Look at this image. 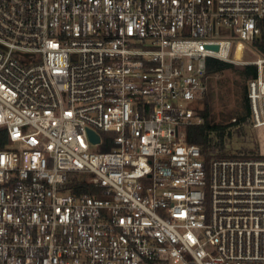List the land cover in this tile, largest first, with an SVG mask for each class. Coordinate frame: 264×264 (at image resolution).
<instances>
[{"label":"built area","instance_id":"2783aa9c","mask_svg":"<svg viewBox=\"0 0 264 264\" xmlns=\"http://www.w3.org/2000/svg\"><path fill=\"white\" fill-rule=\"evenodd\" d=\"M261 18L264 0H0V264H264ZM239 47L258 148L206 166L187 126L208 58Z\"/></svg>","mask_w":264,"mask_h":264},{"label":"trees","instance_id":"16d2710c","mask_svg":"<svg viewBox=\"0 0 264 264\" xmlns=\"http://www.w3.org/2000/svg\"><path fill=\"white\" fill-rule=\"evenodd\" d=\"M258 24L262 27L263 33L260 37L255 38L253 41V46L259 50L264 51V18L258 20ZM228 70H239L242 76L245 78L246 86H244L242 100H243V112L238 113L235 120L229 122L228 124L218 123L215 120V115L210 110L211 98L206 97L201 104L200 113L203 115V121L200 123L190 124L187 126V139L189 143H194L200 146L202 158L209 165L210 161L214 157L222 156H251L256 154V149L254 146L237 148H228L229 141L231 140L233 133L232 129L235 126L242 127L248 124L251 119V109L248 99V80L251 77L256 76L257 68L255 65L247 64L242 68H238L233 62H227L220 60L218 58L210 57L207 60V73L216 74L219 72H225ZM211 93V92H210ZM238 127L239 135L241 136V128ZM7 143V133L4 129H0V148H4ZM111 146H106L104 149H110ZM79 192H98L99 188L91 185L89 183H81L77 185Z\"/></svg>","mask_w":264,"mask_h":264},{"label":"rangeland","instance_id":"374dc122","mask_svg":"<svg viewBox=\"0 0 264 264\" xmlns=\"http://www.w3.org/2000/svg\"><path fill=\"white\" fill-rule=\"evenodd\" d=\"M254 51V48L249 47L242 53V49L239 47L236 55L241 60L234 64L238 68H242L246 65V61L255 58L256 54ZM244 86H246V81L239 70H228L220 73V75L212 74L211 93L209 92L208 97L210 96L211 98V102L209 103L210 110L215 115L216 122L228 124L235 120L238 113L243 112L242 94ZM238 127L240 126H234L232 129L233 136L229 141L228 148H235L236 152H238L237 148L249 146L258 148L251 121L240 127L241 136L239 135Z\"/></svg>","mask_w":264,"mask_h":264},{"label":"water","instance_id":"95a60500","mask_svg":"<svg viewBox=\"0 0 264 264\" xmlns=\"http://www.w3.org/2000/svg\"><path fill=\"white\" fill-rule=\"evenodd\" d=\"M215 48H217V46H214ZM89 133L91 135V137L94 139V140H98L99 139V135L97 133H95L93 130H89Z\"/></svg>","mask_w":264,"mask_h":264},{"label":"bare ground","instance_id":"6f19581e","mask_svg":"<svg viewBox=\"0 0 264 264\" xmlns=\"http://www.w3.org/2000/svg\"><path fill=\"white\" fill-rule=\"evenodd\" d=\"M241 51V50H240Z\"/></svg>","mask_w":264,"mask_h":264}]
</instances>
